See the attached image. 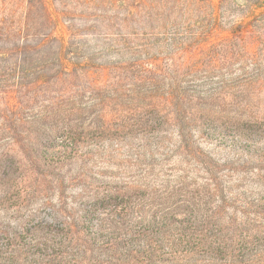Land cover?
I'll return each mask as SVG.
<instances>
[{
	"label": "rangeland",
	"instance_id": "obj_1",
	"mask_svg": "<svg viewBox=\"0 0 264 264\" xmlns=\"http://www.w3.org/2000/svg\"><path fill=\"white\" fill-rule=\"evenodd\" d=\"M2 15L0 264H264V0Z\"/></svg>",
	"mask_w": 264,
	"mask_h": 264
},
{
	"label": "trees",
	"instance_id": "obj_2",
	"mask_svg": "<svg viewBox=\"0 0 264 264\" xmlns=\"http://www.w3.org/2000/svg\"><path fill=\"white\" fill-rule=\"evenodd\" d=\"M6 16H8V15H6ZM6 16H4V15L0 16V32L4 28H5V32H6V25L9 23V21L7 20L8 18ZM8 39H9V33H7V35L6 34L3 35V33H0V41L1 40H8Z\"/></svg>",
	"mask_w": 264,
	"mask_h": 264
}]
</instances>
